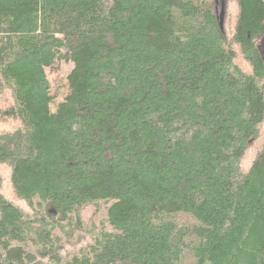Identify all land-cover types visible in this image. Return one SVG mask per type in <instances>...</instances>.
I'll return each mask as SVG.
<instances>
[{
	"label": "trees",
	"instance_id": "1",
	"mask_svg": "<svg viewBox=\"0 0 264 264\" xmlns=\"http://www.w3.org/2000/svg\"><path fill=\"white\" fill-rule=\"evenodd\" d=\"M223 6L0 0V264H264V0Z\"/></svg>",
	"mask_w": 264,
	"mask_h": 264
},
{
	"label": "rangeland",
	"instance_id": "2",
	"mask_svg": "<svg viewBox=\"0 0 264 264\" xmlns=\"http://www.w3.org/2000/svg\"><path fill=\"white\" fill-rule=\"evenodd\" d=\"M73 67L74 65L71 62L59 61L46 72L48 80L51 84V96L53 98L51 104L52 113L57 112L59 105L63 103L70 94L68 77L73 70ZM91 240V236L87 234L77 235L73 244L67 245L61 254L66 256L68 253H74L82 247L88 245Z\"/></svg>",
	"mask_w": 264,
	"mask_h": 264
},
{
	"label": "water",
	"instance_id": "3",
	"mask_svg": "<svg viewBox=\"0 0 264 264\" xmlns=\"http://www.w3.org/2000/svg\"><path fill=\"white\" fill-rule=\"evenodd\" d=\"M217 12H218V17H219L220 25L223 26V24H224V6H223V0H218ZM260 49H261V52H262V56L264 58V44L260 47Z\"/></svg>",
	"mask_w": 264,
	"mask_h": 264
},
{
	"label": "bare ground",
	"instance_id": "4",
	"mask_svg": "<svg viewBox=\"0 0 264 264\" xmlns=\"http://www.w3.org/2000/svg\"><path fill=\"white\" fill-rule=\"evenodd\" d=\"M177 220V219H176Z\"/></svg>",
	"mask_w": 264,
	"mask_h": 264
}]
</instances>
